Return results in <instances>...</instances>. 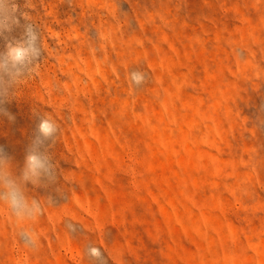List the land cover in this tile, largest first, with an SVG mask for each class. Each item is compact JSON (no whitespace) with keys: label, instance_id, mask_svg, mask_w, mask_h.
<instances>
[{"label":"rangeland","instance_id":"rangeland-1","mask_svg":"<svg viewBox=\"0 0 264 264\" xmlns=\"http://www.w3.org/2000/svg\"><path fill=\"white\" fill-rule=\"evenodd\" d=\"M12 3L0 145L18 173L50 117L57 182L26 189L37 250L0 206V264H93L89 246L105 264H264V0ZM28 24L42 52L21 76L4 52Z\"/></svg>","mask_w":264,"mask_h":264},{"label":"clouds","instance_id":"clouds-1","mask_svg":"<svg viewBox=\"0 0 264 264\" xmlns=\"http://www.w3.org/2000/svg\"><path fill=\"white\" fill-rule=\"evenodd\" d=\"M5 6L7 8V20H4ZM16 10L12 0H0V22L4 25V30L10 31L8 24L18 23L11 13ZM41 46L39 44V34L35 28L28 24L25 27L24 39L9 42L4 55L13 67L19 65L18 73L23 76L24 71L29 73L33 70L32 65L41 56ZM0 64V67H3ZM135 83L139 84L143 76L139 73L133 74ZM20 79L13 84L19 83ZM9 84L0 91V115L14 121V115L8 111L4 105L7 102ZM58 132L57 123L50 117L39 119L34 135L26 149L22 167L17 173L13 157L0 145V206L8 210L15 223L19 226V238L24 246L31 250H37L40 243V236L29 224H34L44 213V204L36 199L29 198L26 194L28 185L37 188H47L57 182V168L49 151V145L54 143ZM48 204L54 203L52 196L47 199ZM86 255L93 261V264H105L104 253L99 247L89 246Z\"/></svg>","mask_w":264,"mask_h":264}]
</instances>
